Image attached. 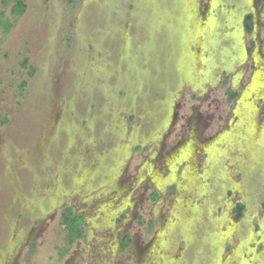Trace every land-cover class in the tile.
Segmentation results:
<instances>
[{
  "label": "rangeland",
  "instance_id": "374dc122",
  "mask_svg": "<svg viewBox=\"0 0 264 264\" xmlns=\"http://www.w3.org/2000/svg\"><path fill=\"white\" fill-rule=\"evenodd\" d=\"M26 5L0 30V264H264V0ZM65 205L91 222L61 257Z\"/></svg>",
  "mask_w": 264,
  "mask_h": 264
},
{
  "label": "trees",
  "instance_id": "16d2710c",
  "mask_svg": "<svg viewBox=\"0 0 264 264\" xmlns=\"http://www.w3.org/2000/svg\"><path fill=\"white\" fill-rule=\"evenodd\" d=\"M66 4L69 7H72L76 4L77 0H65ZM0 4L2 8L10 7L9 9V15L6 16L4 14V11H0V30L7 35L11 29L14 27V24L16 23V19L23 16L27 9L26 0H0ZM250 27L248 26L247 30H249ZM21 67L25 69L26 75L28 76V79L32 78L36 72L35 68L29 65V61L27 58H24L21 62ZM27 86V80H22L19 86V91L22 93V91ZM231 94V93H230ZM6 121H3V124H5ZM243 205L238 204L234 211V216L236 219H239L241 216V213L243 211ZM60 224L63 227L64 232V247L59 249L60 256L63 257L66 255L73 243L82 237V224L83 221L73 215V211L70 207H66L61 210L60 212ZM129 244V241L127 238L123 239L122 242V248L126 247ZM31 249L34 247V244H31Z\"/></svg>",
  "mask_w": 264,
  "mask_h": 264
},
{
  "label": "flooded vegetation",
  "instance_id": "af4514ba",
  "mask_svg": "<svg viewBox=\"0 0 264 264\" xmlns=\"http://www.w3.org/2000/svg\"><path fill=\"white\" fill-rule=\"evenodd\" d=\"M258 2H260V1H262V0H257ZM253 2H254V0H252V7L250 8V10H252V8H253ZM261 13V12H260ZM258 14L259 15V18L261 19V20H263V18H262V14L264 13L263 11H262V13L261 14ZM204 14H201V16H203ZM248 26L250 27V29L249 30H247V28H248ZM254 30H255V24H254V14L250 11V13H248L246 16H245V18H244V21H243V24L241 25V41H242V46H243V49H244V60L243 61H245L246 59H250L251 61H252V63L254 64V63H257L258 64V61H260L261 59H260V57L258 56V52L255 50V51H253V53L251 54H249V52H248V49L246 48L245 49V47H244V43H243V35H248V34H252V33H254ZM249 54V55H248ZM251 55V56H250ZM249 60V61H250ZM259 67V66H258ZM261 69H262V67H261ZM255 70H256V68H255ZM257 71V70H256ZM255 71V72H256ZM262 71V73H263V71H264V69L263 70H261ZM238 74H240V73H238ZM237 74V75H238ZM253 75H254V72H253ZM252 75V76H253ZM252 76H251V79H252ZM251 79H250V82H251ZM250 82L248 83V85L246 86V87H248L249 86V84H250ZM245 87V88H246ZM245 90V89H244ZM233 91H231L230 89H229V95H230V97H234V93H232ZM231 93V94H230ZM242 95V94H241ZM240 98H241V96H240ZM238 100H239V98H238ZM193 136V135H192ZM192 136H190L189 138H188V140H186V141H184L183 143H182V145H180L179 147H176V148H180L181 146H183L184 144H186L189 140H190V138L192 137ZM194 137V136H193ZM196 139L192 142V143H190V149L187 151V155L189 154V152H190V150L192 149V147L193 146H195V144H196ZM197 144H199V143H197ZM204 145V144H203ZM202 145V146H203ZM175 148V149H176ZM140 149V148H139ZM175 149H174V151H173V154L174 153H176L175 152ZM172 156V155H171ZM185 157V156H184ZM152 187H154L153 188V191L149 194V197H150V199L151 200H153V201H155V200H157V198H158V191H159V189H157L156 188V186L154 185V186H152ZM127 202H129L128 200H127ZM238 204H241V203H237V205ZM236 205V206H237ZM66 207H70L71 209H72V211H73V215L75 216V217H77V218H79V219H81L82 221H83V224H82V237H81V239H79V240H77V241H75L74 243H73V245H75V244H79L80 242H83L84 240H85V238H86V232H87V226H88V224H89V222H91V219H88V218H86L85 216H84V214L83 213H81L80 215H78V214H76L75 213V210H74V208L72 207V206H70V205H65V206H63L61 209H60V211L62 210V209H64V208H66ZM236 208V207H235ZM235 208L233 209L234 211H235ZM244 209V208H243ZM86 211H89V210H86ZM233 211V212H234ZM243 212V211H242ZM241 217H242V213H241V216H240V218L239 219H236L235 218V216H234V219L236 220V221H238V220H240L241 219ZM124 238H127L128 239V241H129V244L127 245V246H130V244H131V239H130V237H129V235H125V236H123L122 238H121V240H120V245H119V250L121 251V252H123L126 248H127V246L126 247H124V248H122V242H123V239ZM73 245L71 246V248L73 247ZM71 248H70V250H71ZM68 254V253H67Z\"/></svg>",
  "mask_w": 264,
  "mask_h": 264
}]
</instances>
